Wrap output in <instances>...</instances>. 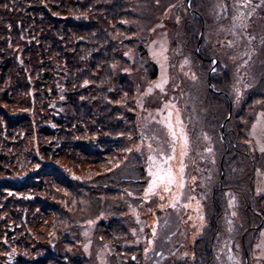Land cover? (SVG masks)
Wrapping results in <instances>:
<instances>
[{
    "label": "trees",
    "instance_id": "1",
    "mask_svg": "<svg viewBox=\"0 0 264 264\" xmlns=\"http://www.w3.org/2000/svg\"><path fill=\"white\" fill-rule=\"evenodd\" d=\"M128 1L132 0H0V264H80V261H67L71 259L66 252L50 248L48 234L74 222L60 208L64 202L82 201L98 213L105 210L98 219L99 230L113 246L121 248L120 239H131L128 204L134 197L128 193L135 187L142 189L145 173L143 167L139 168L141 160L134 151L129 156L126 151L134 149L139 136L136 118L131 112L136 109L132 81L126 73L113 72L112 66L115 63L129 66L130 61L122 53L131 42L137 61L143 57L148 59V54L144 47L146 33H139L140 38H121L123 34L135 32L123 20L140 17L130 12ZM215 1L220 2L191 0L187 7L186 0L178 3L172 0L157 11L154 0L146 1L147 28L167 23L181 34V51L195 62L199 81L190 83L179 79L181 106L186 114L200 120L195 129H202L199 125H203L215 137L220 146H217V158L223 156L221 186L218 169L214 173L217 179L205 189L207 193L202 189V196L209 199L208 223L202 237L190 246L194 259L187 255L173 264H221L217 253L221 250V237L228 234L223 223L227 190L236 194L240 203L239 223L234 225L237 238L250 226L259 224L254 208L262 200L257 197V201L252 200L253 210L247 205L255 155L237 132L243 109L237 113L232 105L231 117L221 134L220 126L227 117L229 105L224 96L206 86V73L211 65L208 60L215 57L220 65L211 75L212 84L231 99L230 68L224 55L210 49L205 38L206 31L215 24L206 17ZM177 4L181 7L180 21H173L171 15L166 20L164 15ZM155 16L157 19L153 21ZM201 29L197 55L195 49ZM221 63L226 64L225 69ZM148 74L150 78L156 76L153 64ZM59 78L65 80L68 90L63 94L60 110H56L58 103L49 106V101H57L59 92L55 82ZM54 109L58 117L54 116ZM48 136L47 144L44 140ZM131 154L134 159L131 164L128 161L129 173L125 169L118 174L110 172ZM33 162H42L37 168L40 173L32 177L34 170L22 181L18 180L21 174L18 169ZM135 162L140 164L137 166ZM208 166V162L204 163V169ZM211 169L213 172L214 168ZM201 175L199 179L204 185L205 173ZM34 181L41 182L42 186H35ZM30 190H36L33 194L39 196L38 202H31ZM20 192H27L22 194L24 198L14 196ZM75 232L72 237L77 238L78 229ZM250 235L244 236L247 252H250ZM131 251L142 255L138 247H131Z\"/></svg>",
    "mask_w": 264,
    "mask_h": 264
},
{
    "label": "rangeland",
    "instance_id": "2",
    "mask_svg": "<svg viewBox=\"0 0 264 264\" xmlns=\"http://www.w3.org/2000/svg\"><path fill=\"white\" fill-rule=\"evenodd\" d=\"M146 1L147 0H139L137 2H134V0L128 1L129 6L127 8L131 13H137L140 17L137 20H123V24L131 25L135 32L134 34H123L121 35V38L123 40L131 37L140 38L141 34L139 33H146L145 35H147V40L144 46L147 50L148 59H144L143 57L142 59H139L137 61V56L134 55V46H132L133 44L131 42L128 45H125V47L123 48V50L125 51H123L122 53V55L125 56V59L130 61L129 66H127L126 64L117 65L115 63L112 66V70L113 72L118 71L120 72V74L126 73L128 79L132 81V96L136 109L135 112L133 110L131 112H133L136 118L139 133L138 142L134 145V148L139 145L142 149V151L136 152L137 154L135 153V151L134 153L138 155V157L142 161L143 170L145 172V183L143 187L147 189L148 181L151 179V177H149L148 175L149 163L147 157L148 155L152 154L148 148V144H152L153 147L163 146L165 150H167L169 144L167 129L163 126L162 123H157V121H163L164 117L167 116V110L161 111V109H163L165 103L170 100L177 103L181 109L182 104L180 97L182 92V83H179V79L183 78L190 81V83H196L199 81V77L197 72L195 71V62L193 61V59L188 53L183 52V50L181 51L182 36L179 32H176V30L173 31V29H171L165 22L162 23V25L159 24L153 26L152 28H147L149 21H147L145 17L149 15V10ZM176 1L177 3L178 1L181 2V0ZM219 1L221 3L217 1L213 3L211 11H209L206 16L212 23L215 24L213 25V28L210 27L208 31H206L205 38L210 49L215 50L217 54L224 55L228 64V68H230L232 79L228 92L232 100L233 109L236 110L237 113H240L241 109H243V117L239 118L238 122L240 129H237V132H240L241 136H243V138L249 145L250 153L256 154L254 161V166L256 168L252 174L253 186L256 187L257 184H264V175L258 174V168L264 169V153H261L259 151L256 140L249 135V132L251 131L253 124L256 123L257 116L260 113L264 112V44H262V40H264V6L258 8L252 14V16L250 18H247L246 20L248 27L244 32V36L254 37V39L251 40V43H249L248 39H241L238 44L230 48L228 47V41L234 39L231 35L230 29L232 28L233 24V17L237 14V9L233 7V4H242V0ZM171 2L172 0H154V5H156V7H154L157 11L160 10L164 4H171ZM259 3L260 0H252L253 5ZM180 8L181 7L178 4L172 7L170 9V12L164 15L165 19L166 17L169 18V16L171 15L173 17V21L178 23L182 17V15H178V13L180 12ZM181 11L182 14H185L183 9H181ZM240 11L250 12L252 11V9L251 7L240 8ZM154 18H152V20L156 21L157 16H155ZM219 18L222 19L221 22L218 21ZM165 42L168 48V52L166 53V55L169 58L167 62L169 83L165 86L167 95H162L158 89H154L151 94H148L147 89L158 82L162 71L161 64L157 62V58H154L153 52H159L161 43ZM245 53L250 54L251 58H249V55H245ZM186 58L188 59L189 64L181 68V64ZM245 60H247L248 63L243 67H240ZM151 64L154 65L157 75V77L155 76V79L153 80L150 79L151 76L148 74V71H150L151 69ZM238 67H240L239 75L242 76L244 78V82L251 85V87L244 90L241 103L236 104L234 103L235 95L233 93V86L236 85ZM186 72L189 74L194 73L197 79L193 81L189 77H186L184 75V73ZM177 85L179 86L178 89H176ZM239 86L242 87V85ZM55 87L57 88L56 91L59 92V95L57 96V101H54L52 99L49 101V106L54 105L53 103H58L56 110H60V104L64 101L63 94L66 92V90H68V85L66 84L65 80H63V78H59L55 82ZM174 89L176 90L174 91ZM61 97H63V99ZM66 109L67 107L64 106L63 110ZM56 110L54 109L52 110V112L54 113V116L58 117V114L55 112ZM182 113V119L184 120L185 125L188 126V131L192 140V150L189 156L186 158V185L184 189L181 190L178 187H174L171 194H165L163 193L162 189H158L155 194H150L143 200L134 199L128 204V211L129 213H131L132 218V222L131 224H129V226L132 225L134 226V228H139L135 233V236H138L141 229H143V231L141 232V240H137L138 244L134 245L133 247H141L146 239L147 241L149 239H154L153 245L149 246L148 243H146V246L150 248V251L146 256V264H171L172 262L178 260L180 253V250L178 248H180L182 244L189 246L191 244V241L197 239V237L201 235V230L206 223L205 218L203 221H201L199 217H204V208L205 205L209 206V201L200 199V197L202 196V189L203 191H205L206 187L209 189L210 185L215 182L214 173L217 172V168L212 164L211 161L214 159L216 163L215 155L217 154V146H220L218 145L215 137L208 133L203 125H199L203 127L202 129L196 128L193 131V125L189 122L190 115L186 114L187 112H185L184 110H182ZM186 116L188 117L186 118ZM201 132L207 133V135L210 137V141H205L200 136ZM142 136L143 140L141 139ZM48 140H50V136H48L46 140H44V142L48 144ZM238 141H240L239 138ZM207 147H211L213 149V154L210 156L204 152V149ZM52 149L59 150V147H53ZM199 154H203V156ZM129 155L130 152L128 153V156ZM36 156L40 157V155L38 154ZM132 159H134V157L131 154L130 157L124 159L123 163L119 162L115 164L111 168L110 172L114 171L115 174H118L120 172H123V169H125V172L129 173ZM128 161L130 162V164H128ZM194 161L195 163L194 165H192ZM206 162H208L210 166L204 169V163ZM37 164L41 166L42 162H33L27 165L25 164V166H21L20 169H18V174H21L17 176V179L21 180L22 178H24V176L34 170L35 172L32 173L31 176H37L41 171L40 169H37L35 167V165ZM172 166L174 169H178L179 167L178 146L176 160L172 162ZM210 167L214 168L213 172ZM44 170L46 169L44 168ZM203 173H205V177H212L211 181L205 180L204 185H202L201 180L199 179V177H201V174ZM177 175L179 176V173H177ZM194 176L196 177L195 183L192 180V177ZM49 179H52V176H50ZM192 184H195V189L197 190L195 199H192L191 197V192L193 190ZM35 186L41 187L42 183L37 181ZM263 189L264 185L262 187L259 186V194L258 191L255 193L257 198L262 197L264 199ZM34 192H36V190ZM34 192L30 190V193L28 194L29 198H31V202L33 203H35L36 201L38 202L39 199V196L33 194ZM132 192L130 193L134 197V193L136 194L139 191H137V188L135 187V190H133ZM24 193H15L14 196L21 197ZM228 193H230L231 196L226 195ZM160 195H165V200L161 201L159 198ZM225 195L227 202V213L224 215L223 223L227 230L226 218L233 219V227L234 225L239 223V214L237 212V208L240 204L236 194L232 193L231 191H226ZM155 197L158 200L155 199ZM174 197H179V202L176 204L175 208L170 206L173 202ZM232 197L235 198V208H230L228 206V202ZM22 198L24 197L22 196ZM162 204L164 205L163 208L161 207ZM185 204H188L189 207L185 208ZM102 206H105V204H102ZM60 208H62L64 212L69 214V216L74 219V222L70 221L67 223L68 225L64 224V227L66 228L61 229V231H51L48 234L50 239L54 238V243H50V248L54 249L55 252H58L60 250L66 252L71 259H67V261H71V263L80 261V264H102V262L103 264H115L112 260L108 263L105 262L104 255L108 252V249L107 247H105L106 245H104L106 249H102L101 246L98 247L100 244L99 239L101 238H97L94 227L95 222L98 221L100 216L104 215L105 210H102L101 213H98L97 209L95 211L94 208H89L87 204L82 203V201L71 202V204H68V202H64V204L60 203ZM254 209L264 215V200L262 201V204L258 206V208ZM233 211H236L237 213V216L235 218L231 216V213ZM89 221H91L92 223H89ZM201 224H203V227H201ZM153 225H156L157 229V235L155 238H153L152 236ZM76 229H78L79 234L83 239H80L79 236H77V238L72 237L73 234H76ZM146 231L148 232V236L145 233ZM262 233H264V224L262 226V229L256 236L259 241L250 246L253 242V240H251L250 244L248 245L252 256L255 252L257 253L256 256L264 262V251L257 247L259 244L264 242V236H262ZM246 234H248L247 237H249L250 231ZM66 241L69 242V245L65 244ZM226 241L228 242V247H225ZM120 242L121 246L126 243L124 239H121ZM220 244L221 250L217 253V259L221 264H230V262L228 261V256L230 254L233 256H238L243 261L241 247L238 240L236 239L234 231L231 234L228 233L226 235H223L220 239ZM85 245H87V250H85ZM237 245L239 246L238 249ZM229 247L232 250L231 253H229ZM130 252L131 250L126 252L125 254L121 253L119 257L121 258L122 262H129V259L131 258L129 256ZM156 253H160L161 255H156ZM255 260L256 258H254V261L252 258H250V264H260ZM135 264L145 263L135 262Z\"/></svg>",
    "mask_w": 264,
    "mask_h": 264
},
{
    "label": "snow or ice",
    "instance_id": "3",
    "mask_svg": "<svg viewBox=\"0 0 264 264\" xmlns=\"http://www.w3.org/2000/svg\"><path fill=\"white\" fill-rule=\"evenodd\" d=\"M191 6V5H190ZM264 6V0H260L259 4H252V0H242L241 3H234L233 7L237 9V14L233 17V24L232 28L230 29L231 35L233 36V40L228 41V47H234L236 44L240 42L241 39H248L249 43H251V40L254 39V37H245L244 32L246 31L248 25L246 23L247 18H250L252 14L260 7ZM251 7L252 11L250 12H244L240 11V8H249ZM226 11V9H225ZM156 43V42H153ZM262 44H264V40H262ZM168 52V48L165 43H161L159 52H153L154 58H157V62L161 64V76L154 85L150 86L147 89V93L151 94L154 89H158L159 92L162 95H167L165 86L169 83V76L167 72V62H168V56L166 53ZM179 54V53H178ZM245 55H249L248 53H245ZM162 61V62H161ZM212 64H217V61L215 59L211 60ZM248 63L247 60L244 61V63L240 66L243 67ZM189 61L186 58L183 63L181 64V68H183L185 65H188ZM240 67L237 68V77H236V85L233 86V93L235 95L234 103L239 104L241 103L243 99V92L245 89H248L251 87V85L244 82V78L239 75ZM213 73H215L216 69H212ZM186 77H189L191 80L195 81L197 79L196 75L194 73H184ZM239 85H242L240 87ZM214 87V86H213ZM179 86H176V89H178ZM174 89V91L176 90ZM63 99V97H61ZM139 103V102H138ZM167 110V116L164 117L163 121H157V123H162L163 126L167 129L168 137H169V144L167 150L163 146L161 147H153L152 144H148V148L152 154L148 155L147 160L149 163L148 168V175L151 177V179L148 181L147 189L145 190V197H148L150 194H155V192L158 189H162L163 193L165 194H171L174 187H178L179 189L183 190L186 185L185 180V169L187 167L186 164V158L189 156L191 150H192V140L188 131V126L185 125L184 120L182 119V110L178 106L177 103L173 101H168L165 103L164 108L161 109V111ZM195 112V109L193 110ZM189 122L193 125V130L195 129L196 125L200 123L199 119H196L194 116H189ZM249 135L256 140V144L259 148V151L261 153H264V112L260 113L257 116V121L255 124H253L251 131L249 132ZM200 136L205 141H210V137L207 135V133L201 132ZM131 139V137H129ZM143 140V136L141 137ZM250 143V142H249ZM177 146L179 147V167L178 169H174L172 166V162L176 160V153H177ZM128 152H140L142 151L141 147L138 145L135 149H126ZM204 152L207 155L213 154V149L211 147H207L204 149ZM203 156V154H199ZM212 164H215V160L213 159ZM36 168H39L40 165H35ZM179 173V176L177 175ZM259 174V173H258ZM75 179H79L78 177H74ZM212 177L208 176L205 177L206 181H211ZM193 182L195 183L196 177H192ZM202 184L204 181L201 182ZM258 190V194H259ZM11 195V193H9ZM128 195H131L129 192ZM231 196L230 193L226 194ZM160 200H165V195H160ZM192 199H195V197H192ZM179 202V197H174L173 202L170 205L171 207L175 208L176 204ZM228 206L230 208H235V198L232 197L229 202ZM161 207L163 208L164 205L162 204ZM185 208L189 207L188 204L184 205ZM231 216L235 218L237 216L236 211H233L231 213ZM199 219L201 221L204 220L203 216H200ZM89 223H92L89 221ZM226 224H227V232L231 234L234 231L233 227V219L226 218ZM201 227H203V224H201ZM143 231V229H141ZM135 235V233H133ZM157 235V229L156 225H153L152 227V236L155 238ZM262 236H264V233H262ZM148 245L151 246L154 243V239H149L147 241ZM225 247H228V242H225ZM262 251H264V242L259 244L257 246ZM239 246L237 245V249ZM85 250H87V245H85ZM229 253H231V248H228ZM150 251L149 247H146L144 249V252L147 256V253ZM156 255H161L160 253H156ZM12 256L10 254L9 259H11ZM135 259V257H133ZM194 259V257H193ZM228 261L230 264H243V261L238 256L229 255ZM103 264V262H102Z\"/></svg>",
    "mask_w": 264,
    "mask_h": 264
},
{
    "label": "water",
    "instance_id": "4",
    "mask_svg": "<svg viewBox=\"0 0 264 264\" xmlns=\"http://www.w3.org/2000/svg\"><path fill=\"white\" fill-rule=\"evenodd\" d=\"M225 124V122L223 123V125Z\"/></svg>",
    "mask_w": 264,
    "mask_h": 264
}]
</instances>
